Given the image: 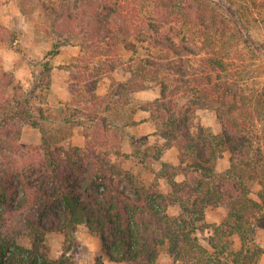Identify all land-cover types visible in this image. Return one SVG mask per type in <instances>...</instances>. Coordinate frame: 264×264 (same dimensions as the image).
Listing matches in <instances>:
<instances>
[{"label":"trees","instance_id":"trees-1","mask_svg":"<svg viewBox=\"0 0 264 264\" xmlns=\"http://www.w3.org/2000/svg\"><path fill=\"white\" fill-rule=\"evenodd\" d=\"M86 1L90 20L82 14L84 20L76 24L80 29L74 27L85 39L80 45L107 40L114 54L102 61L105 68L91 77L123 66L130 75L125 81L112 78L119 90L104 96L93 92L91 106L85 102L79 112L63 116V120L95 122L103 120L101 112L112 115L118 111V115L123 107L115 97L121 99L123 93L144 90L149 78H154L160 96L139 107L150 111L166 146L178 149L179 164L162 162L154 181L146 183L109 159L104 164L90 154L67 159L70 150L52 146L47 140L40 123L42 109L32 105L14 72L6 70L0 59V184L9 174L21 184L0 190V202L3 211H8L13 220L18 216L24 227L22 230L0 222V264H76L66 253L57 259L42 256L38 263L35 250L29 249L23 256L9 251V246L15 234L30 236L37 245L52 231L62 233L72 244L81 225L100 236L103 253L115 262L156 264L160 249L166 247L174 261L183 264H257L264 254V248L256 242L258 229L264 227V137L258 126L264 120V90L256 105L242 103L230 79L223 76L228 70L226 55L241 41L248 43L240 18L234 20L236 27L231 26L235 13H221L209 0H150L153 9L149 16L143 15L146 10L132 0ZM50 9L55 21L66 18L71 23L77 17L65 7ZM10 34L0 23V40L11 41ZM147 41L151 53L128 60L123 57V51L137 53L139 43ZM15 42L12 39L11 44L27 60ZM60 47L54 43L40 61H32L34 72H44L48 82L52 58ZM80 59L89 61L83 56ZM200 108L216 111L223 125L221 133L195 122ZM36 111L40 113L38 118ZM127 124L113 122L122 131ZM25 125L40 129V154L34 156L22 148ZM88 141V152L93 149L99 153ZM224 151L230 153V164L219 172L217 161ZM178 174H183L184 180L177 181ZM113 176L126 178L133 194L116 184ZM161 177L169 181L168 192L159 184ZM254 184L259 185L257 192ZM175 204L180 212L171 215L169 209ZM210 206L224 208L220 223L207 222ZM208 229L211 233L205 245L197 232ZM98 263L104 264L101 257Z\"/></svg>","mask_w":264,"mask_h":264},{"label":"rangeland","instance_id":"rangeland-1","mask_svg":"<svg viewBox=\"0 0 264 264\" xmlns=\"http://www.w3.org/2000/svg\"><path fill=\"white\" fill-rule=\"evenodd\" d=\"M9 2V0H5ZM86 0H14L13 6H1L0 11H3V21L11 34L10 40L16 39L15 44H19L24 50L27 60L22 58L21 55L15 50L11 41L0 40V59L2 66L8 70L14 72L16 81L22 84L26 91L27 98L30 100L32 105L37 108H41L44 114V118L40 119V123L43 128V132L47 140L50 141L52 146H62L69 151V155H65L68 159L71 157L76 160V154L78 155H92L95 161L96 157H99V161L110 162L121 167L124 171L130 172L144 180L146 183L154 181L153 175L150 172L149 166L141 164V158L147 160L146 155H140L138 153L139 146H146V137H143L146 132L150 129L144 124L135 127V134L138 133L139 139H136L132 143V148L135 150L136 157H125L122 152V144L124 139L128 137V127L134 125L135 120L146 118L148 113L141 112L134 115V108L146 105V102H150L160 92V86L154 78H149L147 81L148 87L145 92L136 94H124L121 95V99L118 104L122 105V110L114 112L112 115L107 112H101L98 121L92 122L87 120L81 122L80 120H73L66 122L63 120V116H70L73 113L79 112L81 107L84 106L85 102H88L91 106V94L94 92L97 95L104 96L106 94L113 95L118 89V86L112 82V78L118 81H125L129 77V73L122 68H117L114 71L99 75L97 78H92L91 75L98 69H104L102 61L108 60L110 57H114L112 53V46L110 41L99 42V39L90 40L88 45L81 46L84 42L82 31L75 30L74 27L79 28L76 24L82 22V14H86V20H90V10L85 2ZM141 4L144 8L143 15L149 16L152 13L153 3L150 0H132V2ZM210 4L217 6L221 13H235L232 16L230 25L236 27L235 19L240 18L241 26L244 28V32H247L248 37L244 38L247 45L241 41L240 45L233 47L230 55H226L227 59V72L223 73V76L229 78L233 84L232 88L238 92V99L240 102L255 104L257 98L264 90V0H209ZM61 9L65 7L66 11L72 12L77 17L73 18L71 23H67L66 18H61L59 21H55V15L51 12V7ZM149 8V9H148ZM150 10V11H149ZM87 11V12H86ZM84 20V19H83ZM55 22V25H53ZM72 23L74 25H72ZM7 24L9 26H7ZM80 29V28H79ZM230 32H233L230 30ZM243 38V37H242ZM244 40V41H245ZM236 39L234 38V43ZM54 43L61 44L59 54H70L73 51L70 47H66L68 44H77L80 48L79 56H75L68 63H62L60 57L57 59V66L62 69H70V75L68 83L66 84L71 98L68 101H61L52 97L51 84H52V70L51 78L48 82L46 75L43 72H34L32 67V61H40L45 53L52 47ZM141 44L139 51L133 53L132 51H123V57L128 60L129 58H137V56L147 55L151 53L152 49L148 46V41ZM150 51V52H149ZM89 59L88 62L83 63L80 57ZM86 59V60H87ZM5 61V62H4ZM10 67V68H8ZM54 67V65H53ZM103 67V68H102ZM80 73V74H79ZM85 74V75H84ZM95 74V73H94ZM66 75V74H65ZM66 77V76H65ZM63 73L58 71L56 80L61 84ZM126 99L128 102H126ZM125 101L126 104H122ZM81 102V104H80ZM107 102V101H106ZM105 106V105H104ZM103 106L99 108L102 110ZM36 117L40 115L38 111L35 112ZM78 115V114H77ZM116 115V116H115ZM151 119V117H150ZM131 120H133L132 123ZM113 122L118 124H126V128L122 131L121 128L113 126ZM150 122H154L153 119ZM196 123H200L202 126L209 127L214 133H221L223 126L217 117L216 111L211 108H200L197 110ZM259 123V122H258ZM155 124V122H154ZM82 125V126H79ZM30 125H25L22 130L20 144L22 148L30 150L35 156L40 154L39 149L42 144L41 131L37 129L28 128ZM261 134L264 137V120L259 123ZM75 130H78L77 132ZM81 131L84 134L85 140H89V144L95 145V149L99 153H95L92 149V153L88 152L86 142L80 146L76 137L78 132ZM111 133H108L110 132ZM104 133L108 134L107 137ZM88 135V139L86 138ZM74 148H81L82 150L76 151ZM129 148V145H128ZM132 149V150H133ZM118 151L121 154L118 155ZM132 152V151H131ZM161 150L149 151V154L155 156L160 155ZM168 158L175 156L174 152L167 153ZM9 158L2 159L8 160ZM107 159V160H106ZM5 161V162H6ZM23 161H20L19 165H22ZM25 162V161H24ZM98 162V161H97ZM148 162H151L148 159ZM229 163V152H224L220 156L217 170L223 171ZM151 166V165H150ZM148 169V170H147ZM15 176V175H14ZM14 176L6 175L2 179L0 184V190H8L10 186H21L16 183L17 179ZM114 177V176H113ZM116 184H121V187L129 194H133L131 183L124 177H114ZM14 184H8V182ZM159 184L164 190H166V182L160 179ZM259 189L258 184H254L253 190L257 192ZM212 208L210 211L211 219L218 218L217 213L219 209ZM180 212L175 208L170 209L171 215H177ZM3 215L2 219L1 216ZM33 215V214H32ZM0 222H7L9 225L18 226L22 230L24 227L22 223L17 221L18 216L15 220L9 214L8 211H3V205L0 202ZM221 220V219H220ZM218 224V223H211ZM211 233V229L203 232H197L201 242L207 245V239ZM75 242L70 243L65 240L62 233L58 231L47 232L40 241L35 245L34 240L30 236L15 234L14 242L9 246V251H15L17 254L23 256L28 255L27 250H35L37 262L40 263L42 256L47 259H57L63 253L71 255L75 260L76 264H99L98 258L101 257L104 264H133L131 262H115L111 261L102 251V241L97 233L89 231L85 225L79 226L75 232ZM256 242L259 245H264V227H260L257 231ZM20 246L19 247H16ZM38 249L39 253L36 252ZM8 251V255L10 254ZM156 264H183L182 261H174L173 257L168 253L166 247L160 249V254Z\"/></svg>","mask_w":264,"mask_h":264},{"label":"crops","instance_id":"crops-1","mask_svg":"<svg viewBox=\"0 0 264 264\" xmlns=\"http://www.w3.org/2000/svg\"><path fill=\"white\" fill-rule=\"evenodd\" d=\"M13 3H14V0H9V2H7L5 0H0V9H1V6H3V5L4 6L7 5L8 7L9 6L11 7V6H13ZM3 15H4L3 11H0V22L3 23L4 25H6L3 21ZM7 26H9V25L7 24ZM66 47H68V48L70 47V49L73 52L70 54H61V53L59 54L58 53L57 55H55L52 58V66L54 65V67H52L53 80H52V84H51V89H52L51 95H52V97L59 99L61 101H68L71 98L70 91L66 85L68 83V78L70 75V69H66V68L60 69L57 66V64H58L57 59H58V57H60L59 59H61L62 63H68L75 56H79V53H80V48L77 44H68ZM8 68H10V67H8ZM58 71L63 73V77L66 76L65 78L62 79L61 84L58 83L56 80V76H57ZM146 89L135 91L132 94L138 95L141 92H145ZM159 96H160V92L151 101L155 100ZM133 112H134V115H137L141 112H145V113H148V116H147V119L146 118H142L139 120L136 119L135 122H133L134 125H132V127H128V130H127L128 137L126 138V140L124 139V141H123L122 152L123 153L125 152L124 154H130L129 155L130 157H136L137 154L134 153L135 150L132 148L133 147L132 143L135 142L136 139H139L140 137H142V135L139 136L138 133L137 134L134 133L135 127L137 128L143 124L145 126H148L150 129L143 136V137H146V139H147L146 140L147 141L146 146H141V147L139 146L138 153L141 155L143 152V154L146 155L147 160L144 158H141L140 161H141V164H145V165L149 166V168H150L149 170L152 173L153 179H154L155 173L158 172L162 167V162H164V161L170 162V163L175 164V165L179 164V157H178L179 152L175 146H166V140L159 133H157L156 126H155L154 122L153 123L150 122V120L152 119V118L150 119V117H151L150 111L146 110L143 107H138V109H136ZM79 126H82V125H79ZM28 128L37 129V127H33L31 125L28 126ZM75 131L77 132L78 130H75ZM41 138H42V133H41ZM76 140H78V144L80 146H82L86 142V140L84 138V134L81 131L78 132V136L76 137ZM128 145H129V148H128ZM156 149L161 150L160 155L155 156L154 154H152V155L149 154V151L151 152L152 150H156ZM168 152H174L175 156L173 158H168L167 157ZM224 152H228V151H224ZM148 159H150V161H152L151 164H150V162H148ZM219 160H220V158L217 161V166H218ZM229 164H230V153H229V163H228L227 167L229 166ZM227 167L225 169H227ZM184 178H185V176L183 174H178L175 177V179L177 181H182V180H184ZM160 179H163L166 182V184H168V186H166V188H167L166 190H164L161 186L163 191L168 192L170 190V185H169L168 179H166L164 177H161ZM160 179H159V181H160ZM215 207H217L219 209L218 211H220V212L217 213L218 218L216 217L212 220L210 217V215H211L210 211L212 210V208H214V210H215L216 209ZM171 208H175L176 211H178V208L180 209V207L177 204L172 205L170 207V209ZM170 209H169V212H170ZM224 213H225V210L223 207H221V206H210V207H208L207 212H206V220L209 223H220ZM256 236H257V234H256ZM235 239H236V242L238 243L236 237H235ZM261 246L264 248L263 244ZM257 264H264V254L261 256V258Z\"/></svg>","mask_w":264,"mask_h":264}]
</instances>
